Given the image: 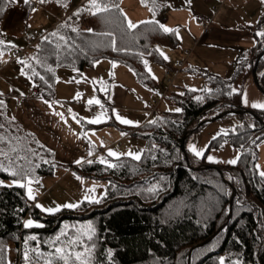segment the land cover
<instances>
[{"label": "trees", "instance_id": "trees-1", "mask_svg": "<svg viewBox=\"0 0 264 264\" xmlns=\"http://www.w3.org/2000/svg\"><path fill=\"white\" fill-rule=\"evenodd\" d=\"M70 1L57 3V0H46L57 4L64 10V15L38 38L24 57L39 56L54 69L48 72L46 68L36 66L51 85L48 87L44 81L33 77L41 97L54 98L60 68L81 70L93 66L100 59L123 63L133 71L137 81L154 87L156 82L148 71V65L151 61L166 65L160 47H178V36L163 32L156 24L141 21L136 23L137 28L128 29L125 15L128 16L121 5L123 0H102L110 6L109 12L92 15L81 11L79 16L75 13L87 8L89 0H83L75 7H69ZM65 2L67 7L63 6ZM14 3L0 0V9H3L0 12V32L1 23ZM33 3L41 2L30 0L26 5ZM142 4L150 7L154 14L163 12L161 0H155L154 11L153 0H145ZM150 20L159 21L156 17L142 21ZM65 23L68 27L61 28ZM85 23L88 29L84 28ZM250 28L264 32V10L257 24ZM89 29L93 31L89 32ZM54 31L58 32L55 37L50 35ZM105 32L113 33L116 50L110 46L113 37L99 35ZM44 36H48L51 43L45 42ZM60 36L67 38V44L59 40ZM57 42L62 47L57 50L58 55H51ZM249 49L245 56L235 61V69L230 76L189 69L205 76L206 89L210 92L205 89L167 88L163 95L182 111L158 112L157 104L154 112L157 115L152 120L156 123L147 120L139 126L124 128L122 125L123 130L143 139L146 146L140 160L127 155L119 159L110 157L112 163L118 165L116 168H109L96 159H88L93 161L91 164L87 160L82 164L62 163L55 151L17 118L10 116L7 108L0 109V124L4 125L0 128V136L5 137L0 141V148L15 157L17 154L9 150L16 145L19 155L28 157L27 161L17 160L16 163L33 168V177L52 175L58 167H63L81 177L107 181L105 192L99 197L100 203L84 202L77 209H62L55 214L35 208V203L27 198L26 189L0 187V264H8L11 242L16 247L18 264H45L49 259L47 254L52 251L47 241L54 239L65 225L69 226L68 235L74 236L76 228L89 222L96 229L93 241L85 240L87 244H95L93 264H219L220 257H225V264L236 261L239 264H264V180L255 168L259 158L257 144L264 139V110L249 107L251 112L244 115L253 121L249 122L242 116V121L226 132L227 135L221 133L212 139L211 145L215 146H222L227 138L235 143L240 149V159L235 165L218 164L217 169L208 166L217 164L198 158L186 146L187 158L182 149L185 135L188 133V138L200 129V121L227 109L245 108L242 104L245 80L252 74L258 55L264 51V36L256 35ZM9 50L5 48L3 52ZM11 63L7 62L2 67ZM24 71L31 75L29 69L24 68ZM257 76L264 89V55L259 60ZM33 80L29 81L33 83ZM232 89L237 92L229 94ZM104 123L116 122L110 119L99 124L86 123V126L93 128ZM0 160L7 163L4 157ZM44 160L49 163L45 164ZM6 179L12 177L0 172V180ZM153 186L158 190L147 191ZM27 214L44 227L25 228ZM31 235H36L38 240L27 239ZM211 236L207 243L202 244ZM32 249H38L45 255L39 256ZM109 250L111 256L108 255ZM25 251L28 252V260L24 258Z\"/></svg>", "mask_w": 264, "mask_h": 264}, {"label": "rangeland", "instance_id": "rangeland-1", "mask_svg": "<svg viewBox=\"0 0 264 264\" xmlns=\"http://www.w3.org/2000/svg\"><path fill=\"white\" fill-rule=\"evenodd\" d=\"M82 1L83 0H71L69 7H75ZM38 4H40V6L43 8H36V11L32 10L28 17L27 26H24L23 29L18 27L12 31H9V34L7 33L8 36L6 34V41L12 42L14 45H19L23 43L24 38H38L48 27L51 26V23L55 19L59 20L64 15V10L58 7L57 4L52 2ZM207 4H209L210 9L215 12L217 8L219 9L221 7L222 0H215L214 2H209ZM123 7L127 13L128 19H130L135 24L141 20H147L155 17L160 19L161 16L160 12L154 14L150 7L143 5L139 0H123ZM41 13L47 16L49 13H51V16H48L50 23H46L45 20H42V18L38 19V15ZM163 13L164 15L169 13L173 22H178L177 20L184 15V30H186L185 26H187L195 32L198 30L202 32V25L197 21L198 17L200 15L207 16V13L204 10H201L196 2L189 3L185 0L168 1ZM162 23H164L163 20ZM182 26L183 24L181 27ZM218 45L219 46L217 47L211 48L210 52L207 49V54L212 53L209 54V56H230L240 47L237 43L234 41H229L228 39H221V42ZM184 48H186V46L181 45V43L176 48L164 46L160 47V50L168 57V59L165 60L167 63L166 65L160 64L156 61H151L149 63L148 69H151L150 75L155 77L154 80L156 85L154 87L144 85L137 81L133 71L123 63L109 59H100L96 61L94 65L101 63L99 64L100 67L97 68L101 72V81L103 83L99 82L98 85H96V83H92L90 85L88 82L83 80H81L79 83L74 82L70 85L72 87H79L78 92L82 91L81 97L79 99H74L76 95L74 91H70L69 97H66L63 99V101H60L59 99H62L66 94H68V91L66 92V90L68 86L67 83L69 82L66 80L67 75H64L63 73H75L73 71H76V69L60 68L58 70V80L55 92V99L59 103H56L55 105L53 104L54 106L52 105L51 108L48 104L35 105L31 102L35 99L49 100L41 96H30L28 98H24L21 104L17 103L16 97L27 95L30 89L33 87V83L21 74L20 65L15 60H12L10 66H8L6 69L0 70V76H2V73L5 70H12V73L15 77L14 79L12 78L13 76L6 78V81L0 79V92L3 93V96L0 97V99L5 100V102L8 101V114L19 119L26 128H29V130L38 136L41 142L54 149L58 160H62V163H70L72 162L70 160H76V158L81 156V153L87 149H89L91 152H94L97 161L103 157L112 163L111 158L107 155L109 149L122 154L128 153L129 151L132 153L142 154L146 146V142L136 136L122 135V133H125V130H123L122 127H133L132 125L124 124V126H122L118 124V126L117 123H104L101 126L87 128L86 119L94 118L99 112L102 111L99 105H88V99L98 98L101 100V103L104 105V109H107V116L104 118L106 122L113 118V109H115L119 114L120 112L125 113L123 115L128 117L127 119L133 117L134 122L143 124L147 120L152 121L156 117L157 113L149 114L145 112L149 107H151V103L154 104L156 100L160 101L157 109L158 112L179 108L177 104L169 102L166 98H163L161 94L163 95L164 91L167 90L168 87L166 82V70L170 69L171 67L177 68V64L180 60H185V66L183 69L173 72L174 82L170 89H206L208 87V83L205 79V76H203L202 73L191 72L189 69L193 66H196L194 67L196 70L198 69L200 71L212 74L217 73L224 76H230L235 69L236 60L232 63V65H228L227 62L215 61L213 57H197L196 63H194L193 59L187 62V59L191 54L186 56L183 52ZM13 58L14 54L10 50L6 53L3 52V55L0 56V60L2 59L1 62L3 63H5L8 59ZM113 62H115V67H113ZM79 71L80 70L76 72L80 73ZM61 78L63 79L61 80ZM114 78H117L127 85L128 94L125 103L122 102L119 105H113L112 108H110L105 104L104 98L108 95L107 93L110 92L111 87L113 86ZM13 80H15V83L10 84L9 82ZM102 86L107 87V92L100 91ZM60 88L62 92L57 94ZM69 89L72 90V88ZM21 93H23V95H21ZM18 109L20 110L18 111L20 112L19 117L16 115ZM68 109H71L73 113L77 114V119L80 120V123H77L76 120L72 119V114L69 113ZM56 113H63L64 119H61V117ZM242 116H244L249 122L253 121V119L249 118L248 115L229 113L219 119L206 122L200 129L192 132L188 136L186 141L187 148L190 149V146L194 145L198 150H204V160L206 162L217 165L229 164L227 161L235 158L238 155L240 156V149L232 140L228 138L224 140L222 146L211 145V142L214 137L219 136L221 133L228 132L232 127L240 123L242 121ZM116 132L118 133L117 137L113 135V133ZM257 151L259 157L257 164H259L260 170H264V139L257 144ZM208 156L214 157L215 161L219 162L209 161L207 159ZM64 169L65 168L63 167H58L52 175L34 177L36 180H38V183L33 184L34 194L39 195V192H42L43 189L50 186L53 182V179L56 177V174L61 170L63 171ZM11 180L12 179H6L3 181H5V183H10ZM68 180L69 177H66L63 182L50 193L49 207L58 205L60 201H63L61 204H65L75 200L76 194L74 192L79 191L75 190L77 186L69 183ZM93 180L98 184V190L95 189L94 196L97 197L100 191L99 197H101L105 192L107 181L104 179ZM58 191L61 193H66L70 199H55V197L59 195V193H56ZM54 193H56L55 196ZM28 219L37 221L33 219L31 214H27L25 221ZM8 264H18L17 251L13 242L9 244Z\"/></svg>", "mask_w": 264, "mask_h": 264}, {"label": "crops", "instance_id": "crops-1", "mask_svg": "<svg viewBox=\"0 0 264 264\" xmlns=\"http://www.w3.org/2000/svg\"><path fill=\"white\" fill-rule=\"evenodd\" d=\"M168 1H170V0H161L162 5H163V12H164V8H165ZM185 1H187L189 3L190 2H196L199 5L200 9L204 10L207 13V16L212 18L210 30L207 34H205L203 32V25L198 21V19H197V21L202 25V32L199 30L196 32L192 31L187 26H185L186 30H184V28H183L184 27V20H183L184 15L181 16L177 20L178 22H173L170 18L169 13L164 15L163 12L160 14L161 15L160 19L157 17H156V19H158L161 23L163 20L164 23H162V24H164L166 27H168L170 29H177L178 30L177 36L180 40L181 45L186 46V48L188 47V48L192 49L191 55L188 57L187 62H189L190 60L193 59L194 63H196L197 57H199V58L213 57V59L215 61L227 62L228 65H232V63L235 60H237L239 57H243L247 54L249 48L254 44V42L256 40V35H258V33L261 32L259 30L254 31L250 27H253L259 21V18H260L261 14L264 10V0H227V1L222 0V5L216 13L210 9L209 4H207V2H205L204 0H185ZM26 4L27 3H25L24 0H16L14 5H12L9 8V10L7 11V13H6V15H5V17L1 23V32L4 33V35H1L3 40L7 39L6 34L7 33L9 34V31H12L18 27L23 29L24 26H27L28 17H29V14L31 13L32 10L36 11V8H43L38 3H33V4H31V6L26 5ZM121 5L123 7V1H122ZM123 9H124V7H123ZM51 13H54V12H51ZM51 13H49L48 16ZM48 16L41 13L40 15H38V19L42 18V20H45L46 23L47 22L50 23V19ZM59 20L55 19L51 23V26L48 27L43 32L42 35H44L49 29H51ZM182 24H183V26L181 27ZM255 33H257V34H255ZM8 34H7V36H8ZM42 35H40L39 37H41ZM38 38L34 39L35 43L38 40ZM221 39H228L229 41H234L240 47L237 50L234 49L235 52L232 53L230 56H228V55L209 56V54H212V53L207 54V49L210 52L211 48L219 46L218 44H220ZM6 42H8V41H6ZM35 43H33L32 45H34ZM22 44H19V45L16 44V47L10 48V51L13 52L14 49H21V50H25V54H27L32 45L28 46L26 38H24V41ZM1 61H2V59L0 60V70H3V69H6L7 67H2V66L7 62L12 61V59H8L5 63H3ZM99 64H101V63H99ZM99 64L93 65L90 67H85L84 69H81L79 71L80 73H78L76 71H73L75 73H63L64 75H67L66 80L72 81V82L67 83L68 86H67L66 92L68 91L67 92L68 94H66L62 99H59V100L63 101L64 98L69 97L70 91H74L76 96H77V93H80V94L82 93V91L78 92L79 87H75V86L72 87L70 85L76 81L83 80L85 82H88L90 85L92 83L93 84L96 83V85H98L99 82H101V78H102L101 72L97 68V67H100ZM194 67H196V66H193L192 68L195 69ZM171 68H173V67H171ZM213 74H217V73H213ZM64 75H63V77H64ZM10 77H12L13 79L15 78L14 74L12 73V70H5L2 73V76H0V79L6 81V78H10ZM73 78H75V79H73ZM62 79L63 78H61V80ZM14 81L15 80L10 81L9 83L13 84V83H15ZM69 88H72V90ZM61 92H62V90L60 88L58 90L57 94H59ZM63 93H64V89H63ZM245 93L247 94V101H248L247 104L244 103V94ZM107 94L108 95L104 98V102L106 100L105 104L107 105V107L109 106L110 108H112L113 105L117 106L122 102L123 103L126 102L127 94H128V87L125 83L121 82L117 78H114L113 86L111 87L110 92H108ZM40 96L41 95H39L37 97H40ZM161 96L163 98H165L164 95L161 94ZM47 99H49L48 100L49 102H52V105L53 104L55 105L57 102V100L55 99V96H54V98H47ZM44 101L45 100L35 99V100H32L31 102L33 104L37 105V104H45ZM7 102H5L6 108L8 106ZM21 103H18V104H21ZM159 103H160V101H159ZM159 103H158V105H159ZM253 103H264V91L258 86L253 74H251L245 80L244 91H243V96H242V104L245 108H249V107H252L251 105ZM153 105L154 104L151 103V107H149L145 112L149 113V114H153L150 112V109L152 108ZM19 108H21V107H19ZM157 109H158V107H157ZM7 110H8V108H7ZM18 111H20V110L19 109L17 110L16 115H18V117H19L20 112H18ZM138 112H141V111H138ZM123 114H125V113L120 112L121 117L128 118V117H125ZM126 116H128V115H126ZM129 117H131V116H129ZM111 119L120 125H124V124L118 122L115 119L114 115H113V118H111ZM129 119L132 121L134 120L133 117L129 118ZM116 123H111V124H116ZM139 125H141V124H139ZM110 126H114V125H110ZM27 129H29V128H27ZM125 133H126V135H131L129 132H126V131H125ZM113 135H115V137H117L118 133L117 132L113 133ZM89 152H90L89 149L85 150L84 152L81 153V156L76 158V160H70V161H72L70 163H75L77 160H80V159H83L84 161L88 160V159H97L94 152H92L93 153L92 155H89ZM67 163H69V162H67ZM65 170H67V171H65ZM77 176H79V175H77L74 171H72L70 169H64L63 171L62 170L59 171L56 174V177L53 179L52 184L50 186H48L47 188L43 189L42 192H39L40 194L36 195V197H37L36 201H33V202L40 203L44 207H49V205H50V203H49L50 193L56 187H58L66 177H69V180H68L69 183L77 186L75 190L79 191V192H77V191L74 192L76 194L75 200H72V202H70V203L76 204L80 200H83V197L85 195V189L92 188V187H95V189H97L98 184L93 179L79 176L82 178V180H78L76 178ZM56 193H59V195L55 197V199H57V200L58 199L64 200L66 198L70 199V197H68L66 195V193H61L60 191H58ZM56 193H54V196ZM92 195H94V193ZM99 195H100V191H99V194L96 198H98ZM62 202L63 201H60L58 205H63V204H61ZM53 207H55V206H53Z\"/></svg>", "mask_w": 264, "mask_h": 264}, {"label": "snow or ice", "instance_id": "snow-or-ice-1", "mask_svg": "<svg viewBox=\"0 0 264 264\" xmlns=\"http://www.w3.org/2000/svg\"><path fill=\"white\" fill-rule=\"evenodd\" d=\"M10 2H16V0H10ZM25 3H29L30 0H24ZM41 3L46 2V0H40ZM62 0H57V3H61ZM142 3H145V0H141ZM153 4H154V8L153 11L155 10V0H153ZM64 7H67V3H63ZM3 9H0V12H2ZM35 11V10H34ZM81 11H88L90 12L92 15H98L100 13H105V12H109L110 11V6L106 3H103L102 0H89V6L85 9H81L78 10L75 15L79 16L81 14ZM125 20L127 21V28L128 29H135L138 27L137 24L133 23L130 19H128L125 15ZM140 23H145V24H156L163 32L165 33H169L172 32L176 35H178V30L177 29H170L168 27H166L164 24L160 23L159 21L156 20H150V21H141ZM64 27H68L67 23L62 24L61 28ZM73 31H77V29H73ZM89 32H92V29L88 30ZM0 35H4V33L0 32ZM51 36L55 37L58 35L57 31H54L52 33H50ZM99 35L102 36H106V37H113L110 41V46L113 47L114 50H116L115 45H116V40L113 36V33L111 32H105V33H100ZM258 35L264 36V32H260L258 33ZM43 40L45 42L51 43V41H49V37L48 36H44ZM60 41H64L65 44H67V38L64 36H60L59 37ZM16 47V45H14L12 42H6L3 39H0V56L3 55V50L5 48H14ZM39 48V45L37 46ZM62 47V45L57 42L55 44V48L52 50V52L50 53L51 55H58L57 50L60 49ZM157 51H160L159 49H157ZM161 56L167 60L168 57L166 55H164V53L161 51L160 52ZM34 62V63H33ZM17 63H19L20 65H22L21 68V74L26 76L29 80H33V77H38L41 81H44L45 84H48V81L46 80L45 76L42 75L39 71L36 70V66H40L42 68H46V70L48 72H53L54 69L51 66H48L44 63V61L41 60V58L39 56H33V57H29L27 59H23V58H17ZM145 64H147V62L145 61ZM113 67H115V62H113ZM24 68H27L30 70L31 75H29L28 72L24 71ZM78 71V70H76ZM149 73H151V69H148ZM153 78H155L153 76ZM75 79V78H73ZM69 83H71L72 81H68ZM77 83H79L80 81H76ZM95 83V82H94ZM101 83H103L101 81ZM37 85L35 84V81L33 80V87H36ZM48 87H51L50 84H48ZM100 91L102 92H107V87L106 86H102L100 88ZM192 91H196V89H192ZM204 91H208L210 92V89H205ZM237 90L236 89H232V93H236ZM183 93H181L182 95ZM21 95H23V93H21ZM3 96V93L0 92V97ZM81 97L80 93H77V96L74 97V99H79ZM197 99H201V97H197ZM45 104H48L49 107H52V102H49L48 100L44 101ZM59 103V102H56ZM244 103L247 104V94H244ZM88 105H99L102 109L101 112H99L94 118L91 119H86V122L89 124H99V123H103L106 122L105 121V117L107 116V109H104V105L101 103V100L98 98H90L87 101ZM254 108H259L261 110H264V103H253L251 105ZM6 108V103L3 99H0V109H4ZM69 113L72 114V119L76 120L77 123H80V120L77 119V114L73 113L71 109H68ZM174 111L176 112H180L182 111L181 109L177 108L174 109ZM113 113L115 115V119L125 125H132V126H139V122H134L132 120H129L127 118H123L120 116V114L118 113V111H116L115 109H113ZM57 115H59L61 117V119H64V114L63 113H56ZM14 119V118H13ZM67 122V121H65ZM149 123H156V121H150ZM4 125L0 124V128H3ZM225 135H227V133H224ZM122 135H126V133H122ZM13 139L19 140V137H13ZM215 139V137H214ZM5 137L4 136H0V141H4ZM11 142V141H9ZM94 147V145H93ZM191 152H193L195 154V156L200 157V158H204V150H198L194 145L190 146L189 149ZM10 152L12 153H16L17 155L15 157L10 156L9 152H5L3 148H0V157H4L5 160L7 161V163H5L4 160H0V172H4V173H8L11 177L12 180L10 183H5V181L0 180V187H19V188H23L26 189V194H27V198L31 201H36L37 197L34 194V188H33V184L34 183H38V180H36L33 176H32V172H33V168L31 167H27L24 164H18L16 163L17 160H23V161H27L28 157L26 155H19V151H18V147L16 145H14L10 150ZM28 152H31V149H27ZM93 153L90 151L89 155H92ZM33 155H35V153H33ZM108 157H113L116 159H119L120 156L122 155H127L132 157L135 160H140L141 159V153H132L131 151H129L128 153H117L116 151L109 149L108 153H107ZM153 159H155V157H153ZM207 159L209 161H213V162H219V161H215V158L212 156H208ZM240 157L239 155L236 156L235 158L227 161V163L235 165L238 163ZM85 161L83 159L77 160L75 163L77 164H82ZM88 164L93 163L92 160H87L86 161ZM99 162L101 164L106 165L109 168H116L118 167L117 164H113L110 161L106 160L105 158L101 157ZM31 162L29 161V164ZM44 163L47 164L49 163L48 160H44ZM36 167H38V165H36ZM255 168L257 169V174L258 176L261 178V180H264V170H260V166L259 164L255 165ZM78 180H82L81 177L77 176L76 177ZM229 179H232V177H229ZM157 187L153 186L151 188H148L147 191L149 192H155L157 191ZM221 191H224L223 188H221ZM93 193H95V187L92 188H87L85 189V195L83 197V200L81 202H78L76 204L73 203H65L63 205H56L55 207H44L42 204L40 203H35V208L39 209L40 211L47 213V214H55L57 212H60L62 209H77L79 207H81V204L84 202L90 203V204H98L101 202V199L96 198V196L92 195ZM24 227L25 228H32V227H37V228H41L44 227L43 224L34 221L32 219H28L24 222ZM68 225H65L63 229H61L59 231V234H57L54 239L47 241V243L52 247V251L50 253L47 254V256L49 257V259H47L45 261V264H93V253L95 250V244H87L85 243L86 241H93L95 235H96V229L95 227L92 225L91 222H89L87 225H82L78 228H76V234L74 236H69L68 235ZM63 238V239H62ZM27 239L29 240H33L36 241L38 240V237L36 235H31L29 237H27ZM32 251L36 252L39 256H44V253H40L38 249H32ZM108 255L111 256V251L109 250ZM24 258L25 260L29 259L28 256V252L25 251L24 253ZM219 264H225V257H220L219 258ZM233 264H239L238 261L233 262Z\"/></svg>", "mask_w": 264, "mask_h": 264}, {"label": "built area", "instance_id": "built-area-1", "mask_svg": "<svg viewBox=\"0 0 264 264\" xmlns=\"http://www.w3.org/2000/svg\"><path fill=\"white\" fill-rule=\"evenodd\" d=\"M219 9L217 8L215 13L218 11ZM198 21L203 25V32L205 34H207L210 30V25H211V22H212V18L208 17V16H205V15H200L198 17ZM84 28L88 29L89 26L88 24H84ZM26 41L28 43V46H31L33 43H35V40L30 38V37H27L26 38ZM184 54L186 56H189L192 52V49L191 48H184L183 50ZM13 54H14V58L12 60H17V58H23L25 57V50H21V49H14L13 50ZM185 66V60H180L177 64V68L176 67H173V68H170V69H167L166 70V82H167V88H169L170 86L173 85V82H174V76H173V72L174 71H178L180 69H183ZM40 88L39 86H36V87H32L30 89V91L28 92L27 95H24V96H17L16 97V101L17 103H21L23 101L24 98H28L30 96H39L40 95ZM159 103V101H155L154 105L152 106V108L150 109V112L151 113H154L155 110H156V106L157 104ZM35 203V202H34Z\"/></svg>", "mask_w": 264, "mask_h": 264}, {"label": "water", "instance_id": "water-1", "mask_svg": "<svg viewBox=\"0 0 264 264\" xmlns=\"http://www.w3.org/2000/svg\"><path fill=\"white\" fill-rule=\"evenodd\" d=\"M264 55V51L262 53H260L257 57V60L255 62V65H254V68L252 70V74L258 84V86L264 91V89L260 86L259 82H258V76H257V67H258V63H259V60L260 58ZM246 112H251V110L249 108H244V109H238V110H231V109H227V110H224L223 112H221L220 114L216 115L215 117H211V118H208V119H204L202 121L199 122L198 126H201L203 124H205L206 122L208 121H213V120H216V119H219L221 118L222 116L226 115V114H229V113H237V114H244ZM255 115V114H254ZM258 117V116H257ZM195 129H192L191 131H193ZM188 135V133H187ZM187 135H185L183 141H182V149L183 151L185 152L186 154V157H187V152H186V138H187ZM188 158V157H187ZM208 166H213L217 169H219V166L218 165H208ZM233 197H234V193L232 194V197H231V206H232V203H233ZM223 227V226H222ZM221 227V228H222ZM212 238L209 237L207 240H205L202 244L204 243H207L210 239Z\"/></svg>", "mask_w": 264, "mask_h": 264}, {"label": "bare ground", "instance_id": "bare-ground-1", "mask_svg": "<svg viewBox=\"0 0 264 264\" xmlns=\"http://www.w3.org/2000/svg\"><path fill=\"white\" fill-rule=\"evenodd\" d=\"M86 1V0H85ZM42 4V3H41ZM66 13V12H65ZM254 32V31H253ZM257 34V33H256ZM250 50V49H249ZM168 90V89H167ZM251 115V114H250Z\"/></svg>", "mask_w": 264, "mask_h": 264}]
</instances>
